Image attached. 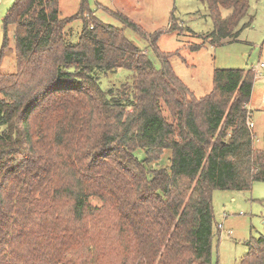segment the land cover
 Instances as JSON below:
<instances>
[{"label":"trees","instance_id":"trees-1","mask_svg":"<svg viewBox=\"0 0 264 264\" xmlns=\"http://www.w3.org/2000/svg\"><path fill=\"white\" fill-rule=\"evenodd\" d=\"M205 1L207 39H235L250 0ZM10 22L17 70H0V264H212L213 190L264 180V144L247 123L254 70L216 67L198 97L159 49L163 30L151 39L156 67L88 0L69 16L59 0H15ZM121 67L132 82L104 88L96 71ZM240 264H264V230Z\"/></svg>","mask_w":264,"mask_h":264},{"label":"rangeland","instance_id":"rangeland-1","mask_svg":"<svg viewBox=\"0 0 264 264\" xmlns=\"http://www.w3.org/2000/svg\"><path fill=\"white\" fill-rule=\"evenodd\" d=\"M14 1L0 0V70L3 72L17 70L15 25L13 22L5 25V17ZM80 1L59 0L61 16L77 13ZM88 3L96 17L124 28L126 36L147 53L156 67L161 60L151 39L155 32L163 30L157 40L159 49L171 54L169 60L174 71L198 97L212 90L216 67L254 70L258 63L264 62V0H250L249 13L239 25L236 38L220 44L207 39V34L214 30V23L205 0H88ZM115 12L127 16L144 33L126 25ZM222 13L226 15L228 10L223 9ZM172 22L177 27L169 30ZM82 26L81 18L68 24L72 40H77ZM6 37L8 45L3 50ZM191 44L201 46L193 49ZM133 74L124 67L114 73L96 71L103 87H115L117 93L124 81L132 82ZM254 75L248 109L254 123V145L258 148L264 144V66L257 68ZM212 200V264H240L249 249V241L264 230V180L254 181L252 187L245 190L215 188ZM219 223L223 224V230L218 227Z\"/></svg>","mask_w":264,"mask_h":264},{"label":"built area","instance_id":"built-area-1","mask_svg":"<svg viewBox=\"0 0 264 264\" xmlns=\"http://www.w3.org/2000/svg\"><path fill=\"white\" fill-rule=\"evenodd\" d=\"M264 66V62H260V63H258L257 64V68H260V67H263ZM255 67V69H256V72H257V68ZM255 69H254V72H255ZM255 72V73H256ZM259 72V71H258ZM247 123H248V125L250 126V127H253L254 126V123H253V121L251 120V116H249L248 117V121H247ZM218 227L221 229V230H223V224L222 223H219L218 224ZM231 232V230H228V233H230Z\"/></svg>","mask_w":264,"mask_h":264}]
</instances>
